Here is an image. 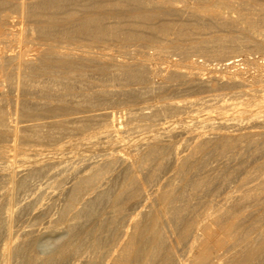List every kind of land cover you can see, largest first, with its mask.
Masks as SVG:
<instances>
[{
    "label": "bare ground",
    "instance_id": "6f19581e",
    "mask_svg": "<svg viewBox=\"0 0 264 264\" xmlns=\"http://www.w3.org/2000/svg\"><path fill=\"white\" fill-rule=\"evenodd\" d=\"M235 1L0 0V264H264V63L215 33L264 49V15ZM169 47L220 72L151 68ZM134 84L164 97L115 109Z\"/></svg>",
    "mask_w": 264,
    "mask_h": 264
},
{
    "label": "rangeland",
    "instance_id": "374dc122",
    "mask_svg": "<svg viewBox=\"0 0 264 264\" xmlns=\"http://www.w3.org/2000/svg\"><path fill=\"white\" fill-rule=\"evenodd\" d=\"M234 1V0H233ZM240 2H243V3H245L246 5H247V7L248 8H250V10H252L253 12H254V15L256 16H263L264 15V0H236L235 1V3H240ZM253 5V6H252ZM217 26V25H216ZM19 27V26H18ZM215 27V26H214ZM205 28V32L204 33H209V32H211L212 30H215L216 31V29L219 27H215V28ZM224 28V29H223ZM209 29V30H208ZM237 29V28H236ZM218 31L217 32H215V33H220V34H223V35H225L224 37L226 38V39H230L231 38V36H232V34L234 35H236L237 36V38H238V41H239V44H240V48H238V51H239V56L237 57V58H242L240 61H241V64H240V66H242L241 68L247 73H245L244 75H246V76H248V77H250L249 76V74H252V73H254L255 71H256V69L259 67V64L261 63V62H263L264 63V49H260V50H258V49H256L254 46H253V44H252V40H250L248 37H246L245 35H246V33H248V31L247 30H242V29H239L238 28V30H236L235 31V29H233L234 31H230V30H232V29H230V28H228V27H222L221 28V26H220V28H218L217 29ZM240 31V32H239ZM242 31V32H241ZM244 31H245V33H244ZM22 32H25V31H19L18 29H11V30H9L8 31V35H9V37H11V38H13L14 36H16L15 37V41L18 43V40H19V43L18 44H20L23 40H24V38L26 39V37H27V33H22ZM240 33V34H239ZM26 34V35H25ZM239 34V35H238ZM245 34V35H244ZM226 35L227 36H229V35H231V36H229V37H226ZM242 35V36H241ZM25 36V37H24ZM8 37V36H7ZM7 37H4L3 39L4 40H10L11 38H9L8 37V39H7ZM209 37V39L210 40H213L212 39V35H209L208 36ZM18 39V40H17ZM208 39V40H209ZM21 40V41H20ZM242 42V43H241ZM189 43V41H185V44L187 45ZM215 43L216 42H213V41H211L210 42V45H215ZM243 43H244V45H243ZM247 43V44H246ZM112 45V46H111ZM248 45V46H247ZM249 45H251V46H249ZM137 46V47H136ZM241 46H243V48L241 47ZM129 47L131 48V50L129 49ZM129 47H128V50H127V52H125V55H127V56H129V55H131L132 53H135L136 52V54H140V53H142V49H140V48H142L141 47V45H136V44H130L129 45ZM136 47V48H135ZM152 47V48H151ZM146 46V47H143V48H145V50H147V51H151V52H153V50L154 51H156L157 50V47H154V46ZM110 48L112 49V50H115V51H117L118 50V46H116V43L114 42V44H110ZM138 48V49H137ZM153 49V50H152ZM243 49H246V50H243ZM131 52H130V51ZM182 50V47H177V49H176V47H169V49H167V51H166V53L163 55V56H161V57H157L156 59H154V60H149L148 61V65H150V67L151 68H161L162 66H166V65H168V66H179V67H181V68H183V69H190L191 67H188L187 65L189 64V62L188 61H190V59L192 60V61H194V63L196 64L195 66L197 67V68H194L195 70H199L201 73H202V75L205 73V74H207V75H205V76H208V75H211V74H215V73H218V72H220V70L218 71L217 69H219V68H217L218 67V65L216 66L215 64H213V63H216L217 62V60L215 59L214 60V57L213 56H209L208 54H206V53H202V52H200V51H192V52H190V54H189V56L187 57L186 55H185V53L183 52V50ZM243 50V51H242ZM237 51V52H238ZM194 52H196V53H194ZM251 52V53H250ZM169 53H170V55H169ZM194 53V54H193ZM193 54V55H192ZM206 54V55H205ZM169 55V56H168ZM192 55V56H191ZM165 56H167V57H165ZM172 56V57H171ZM169 57V58H168ZM187 57V58H186ZM198 57V58H197ZM247 57V58H246ZM160 58V59H159ZM163 58V59H162ZM168 58V59H167ZM183 59V60H182ZM175 60V61H174ZM249 60H251V61H249ZM176 61H177V64H175L176 63ZM202 61H203V63H202ZM187 62V63H186ZM196 62H198V63H196ZM155 63V64H154ZM169 63V64H168ZM205 63V64H204ZM209 63V64H208ZM160 64V65H159ZM163 64V65H162ZM172 64V65H171ZM197 64H198V66H197ZM207 64V65H206ZM243 64V65H242ZM185 66V67H184ZM202 68H201V67ZM215 66V67H214ZM208 67V68H207ZM217 70H215L214 68ZM223 67H224V65H223ZM246 70H245V69ZM213 71H215V73L214 72H212V70ZM255 70V71H254ZM211 72V73H210ZM162 73H163V71L160 69V70H158V71H156V72H152V73H150V80H149V82L151 83V84H154L155 82V84H157V83H159V81H161V79H162ZM203 75V76H204ZM134 87H136V86H138V87H140V90L142 91L143 90V92H142V96L139 98V100H138V102H136V103H129V102H126V103H120V104H118L117 106L118 107H120V108H118L116 105L114 106V108L115 109H117V110H119V109H121V108H123V107H125V108H129V107H139V106H142V105H144L145 103H153V102H157V101H159V100H161V99H163V97L164 96H162L161 94H159L158 92H155V91H150V90H148V89H146L145 87H144V89L142 88V86H144L143 84H142V86L140 85V84H134L133 85ZM257 86H258V84H257ZM259 86H261V85H259ZM148 90V91H147ZM145 92V93H144ZM149 92V93H148ZM154 92V93H153ZM180 92H182V91H180ZM180 92H178V93H174V92H172V93H169L168 94V96H173L174 94V96H177V97H187V98H194V96H196V95H192V94H188V93H186V91L185 92H182V93H180ZM186 94H188V95H186ZM249 101H253L252 99L251 100H249ZM124 104V105H123ZM136 104H140L139 106L138 105H136ZM126 105V106H125ZM130 105V106H129ZM212 109V113H213V115L215 114V115H218V111L217 110H215L216 108H211ZM15 152V150H11V153H14ZM5 237H6V234L4 235ZM4 236L2 237V239L0 240V244L4 241ZM52 237V234L51 233H49V234H46L45 235V237H44V240H48V239H50ZM4 238V239H3ZM179 247V248H178ZM177 247V250H178V253L181 255L180 257H182V256H184V259H187V257L189 256V250H188V248H186V247H180V246H178ZM185 248V249H184ZM183 249V250H182ZM187 250V251H186ZM180 251V252H179ZM184 251V252H183ZM188 252V253H187ZM97 263H99L97 260H95V261H93V264H97ZM101 263H104V262H101ZM86 264H88V263H86ZM89 264H92V262H90Z\"/></svg>",
    "mask_w": 264,
    "mask_h": 264
}]
</instances>
